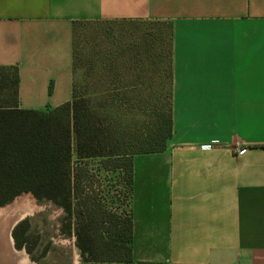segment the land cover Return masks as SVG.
I'll return each mask as SVG.
<instances>
[{
	"label": "crops",
	"instance_id": "obj_1",
	"mask_svg": "<svg viewBox=\"0 0 264 264\" xmlns=\"http://www.w3.org/2000/svg\"><path fill=\"white\" fill-rule=\"evenodd\" d=\"M134 21L171 25L173 117L166 150L133 157L135 262L264 264V0H0V67L22 109L58 107L74 25Z\"/></svg>",
	"mask_w": 264,
	"mask_h": 264
},
{
	"label": "trees",
	"instance_id": "obj_2",
	"mask_svg": "<svg viewBox=\"0 0 264 264\" xmlns=\"http://www.w3.org/2000/svg\"><path fill=\"white\" fill-rule=\"evenodd\" d=\"M79 24L74 25V42ZM171 45L170 42L169 102L165 109L151 110L142 132L130 141L112 129L111 124H103L100 113L90 101L77 95L75 81L71 101L55 108L22 109L17 68L0 67V208L23 194H31L38 201L60 207L69 220L70 231L73 215L80 213L86 202L83 198L88 191L85 184L93 177L89 174L88 161L94 159H101L104 169L119 172L131 201L134 155L165 151L173 135ZM132 50L134 57L135 53L139 55ZM136 64L126 67L124 63L115 66L110 62L104 65L109 69L120 65L132 72L128 85L117 82L118 85L113 86L114 80H106L104 93L108 97H113L115 90L129 91L139 84L134 78L138 70ZM73 70L75 73V48ZM107 74L110 73L107 71ZM92 201L96 203V199ZM98 213L103 225L108 223L106 228H95L88 217L76 224L77 246L86 262L146 264L135 262L133 257L131 213L121 218L108 207ZM26 224L28 221L23 220L13 230L17 248L29 242L30 236L25 235Z\"/></svg>",
	"mask_w": 264,
	"mask_h": 264
},
{
	"label": "rangeland",
	"instance_id": "obj_3",
	"mask_svg": "<svg viewBox=\"0 0 264 264\" xmlns=\"http://www.w3.org/2000/svg\"><path fill=\"white\" fill-rule=\"evenodd\" d=\"M170 42L171 25L166 21L86 22L77 26L74 42L77 95L89 100L100 113L103 124H111L112 129L126 140L130 141L142 132L151 110L165 109L169 102ZM132 48L139 53L134 57L138 69L134 78L139 84L129 91L115 90L110 98L104 93L106 80H114L113 86L118 85L117 82L128 85L132 72L120 65L111 69L104 65L110 62L115 66L125 64L127 49L130 60ZM110 101L114 103L108 104ZM88 165L93 177L85 184L88 191L83 198L86 202L82 211L73 215L70 231L69 220L60 207L48 201H38L31 194H23L0 208L1 211L24 196L40 207L34 213L28 211L18 221H28L25 235L30 236L29 242L21 248L15 246L13 238L18 223L3 226L0 231V264H20L21 260L27 264H97L86 262L77 246V222L88 217L95 228L102 230L108 223L103 225L98 211L108 207L116 216L126 218L130 214V200L119 172L104 169L101 159L90 160Z\"/></svg>",
	"mask_w": 264,
	"mask_h": 264
},
{
	"label": "bare ground",
	"instance_id": "obj_4",
	"mask_svg": "<svg viewBox=\"0 0 264 264\" xmlns=\"http://www.w3.org/2000/svg\"><path fill=\"white\" fill-rule=\"evenodd\" d=\"M26 197L27 196H24L21 199L16 200L12 205L0 211V231H2L4 229L3 226H6L8 223L13 225L17 223L28 211H31L29 213H32L40 209L34 201H31ZM20 264L27 263L26 261L21 260Z\"/></svg>",
	"mask_w": 264,
	"mask_h": 264
},
{
	"label": "flooded vegetation",
	"instance_id": "obj_5",
	"mask_svg": "<svg viewBox=\"0 0 264 264\" xmlns=\"http://www.w3.org/2000/svg\"><path fill=\"white\" fill-rule=\"evenodd\" d=\"M21 198H22V197H21ZM21 198H19V199H21ZM19 199H18V200H19ZM5 208H6V207H5ZM5 208H3V209H5ZM32 213H34V212H32ZM29 216H30V215H29Z\"/></svg>",
	"mask_w": 264,
	"mask_h": 264
},
{
	"label": "water",
	"instance_id": "obj_6",
	"mask_svg": "<svg viewBox=\"0 0 264 264\" xmlns=\"http://www.w3.org/2000/svg\"><path fill=\"white\" fill-rule=\"evenodd\" d=\"M17 223L19 224V222H17ZM17 223H16V224H17ZM16 226H17V225H16ZM16 226H15V227H16Z\"/></svg>",
	"mask_w": 264,
	"mask_h": 264
}]
</instances>
